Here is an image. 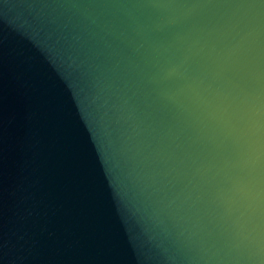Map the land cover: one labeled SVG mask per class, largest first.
Returning a JSON list of instances; mask_svg holds the SVG:
<instances>
[{"label":"water","instance_id":"obj_1","mask_svg":"<svg viewBox=\"0 0 264 264\" xmlns=\"http://www.w3.org/2000/svg\"><path fill=\"white\" fill-rule=\"evenodd\" d=\"M0 264H264V0H0Z\"/></svg>","mask_w":264,"mask_h":264}]
</instances>
